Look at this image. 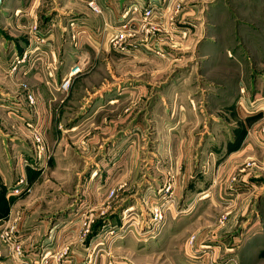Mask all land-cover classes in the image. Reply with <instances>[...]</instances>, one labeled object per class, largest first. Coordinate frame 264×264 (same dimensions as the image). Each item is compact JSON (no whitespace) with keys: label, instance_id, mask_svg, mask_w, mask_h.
Returning <instances> with one entry per match:
<instances>
[{"label":"rangeland","instance_id":"1","mask_svg":"<svg viewBox=\"0 0 264 264\" xmlns=\"http://www.w3.org/2000/svg\"><path fill=\"white\" fill-rule=\"evenodd\" d=\"M88 1L55 5V11L62 10L58 20L78 18L101 37L71 55L70 61L83 58L84 64L73 84L77 97L64 104L66 124H82L76 143L67 149L75 171L83 170L80 188L94 171L91 187L97 195L92 199L103 208L86 217L89 209L83 207L77 216L91 223L86 235L98 214L116 220L104 235H117L118 226L141 237L112 243L115 251L103 264H185L186 255L198 264H264V168L249 170L256 164L245 157L229 161L224 147L232 133L233 108L248 114L264 104V0H95L109 3L119 15L133 8V20L127 18L125 27L118 15L104 33L102 13L92 12ZM188 106L204 124V143L212 142L209 127H215L223 130L218 133L223 147L212 146V153L206 152L211 161L183 179L185 165L174 169L171 151L157 145L166 130L182 122L190 126L191 117L184 114ZM262 128L259 140L264 139ZM48 155L47 168L57 166L53 150ZM69 163L61 162L63 170ZM191 165L195 170L193 160ZM27 180L30 184L29 173ZM249 188L251 195H245ZM75 199L81 202L80 192ZM157 204L165 213L154 222L151 210ZM6 206L0 200V218ZM92 262L98 264L94 257Z\"/></svg>","mask_w":264,"mask_h":264},{"label":"crops","instance_id":"2","mask_svg":"<svg viewBox=\"0 0 264 264\" xmlns=\"http://www.w3.org/2000/svg\"><path fill=\"white\" fill-rule=\"evenodd\" d=\"M57 1L59 0H2L0 5V200L7 203L5 214L0 218V228L12 226L17 229L23 251L20 257L22 262H18L15 255L0 243V264H93V257L98 260V264H103L107 259H111V253L115 251L112 243L122 242L126 238L131 242L132 236L136 241H141L136 230L129 228L124 232L122 227L118 226L115 228L117 235H104L108 223L113 224L116 220L108 221L97 216L98 214L91 234L86 235L83 241L78 237L83 226L91 223L77 216V213L84 207L85 210L89 209L86 214L84 212L86 217L94 216L98 213L100 204H95L92 199L94 193L97 195V189L93 192L91 187L94 171L89 173V177L85 176L86 183L80 188L79 175L83 170L75 171L67 150L71 144L76 143L77 129L82 124H66L64 104L77 97L73 84L77 83L76 79L81 75L74 77L72 85L65 91L58 89V86L71 65L84 64L81 57L78 62L70 61L71 55L76 57L78 52H82L81 47L84 44L92 46L98 43L101 37H98L100 34L89 24L78 18L71 19L68 16L65 22L61 17L58 20L56 16L60 15L62 10L56 7L55 11ZM67 2L70 3L71 0ZM97 3L103 8L101 32L104 33L112 29L111 23L119 14L109 3ZM50 13L53 15L47 18ZM33 22L37 23L45 38L43 44L35 45L31 40L30 26ZM71 22L73 26L70 25ZM98 29L96 31H99ZM109 33L108 31L106 34ZM7 35L12 37L8 38ZM26 51V58L16 64L14 73L11 72L16 57L21 58ZM23 83L28 85V90L35 97L33 110L28 106L25 96L27 90L21 86ZM243 91V88L240 89L241 93ZM242 96V99L247 98L246 94ZM247 101L244 100L248 105ZM244 107L246 108V105ZM238 111L233 108L232 133L228 135L227 146H224L229 151V161L233 158L237 162V159L245 157L244 161L249 160L250 164H256L248 167L249 170L253 167L263 170L264 139L261 136L259 140L258 130L264 127V104L255 112H247L248 114ZM184 114L191 117V121L188 120V123L192 122L190 126L182 122L181 129L176 126L169 133L166 130L163 139L159 138L157 146L163 145L171 151L174 156L171 165L174 169L176 165H185L180 178L189 179L200 173L201 163L207 160V151L208 154L212 153V146L223 147L218 136L223 130L218 129L216 132L215 127H209L212 142L204 143L206 130L204 124L200 123L198 113L188 106L184 109ZM185 127L188 128L183 136ZM38 130L43 133L41 138L44 147L43 153L39 155L32 135L35 131L39 132ZM236 134H241V137ZM50 150H53V159L56 160L57 166L48 169L46 161L49 159ZM90 155L91 152L89 157ZM195 156L197 158L194 160ZM210 157L207 161H211ZM22 160H25L24 164ZM191 160L196 166L195 170L192 169ZM61 162H70L69 170H63ZM34 166H38V172L32 171ZM23 172L27 176L29 173L31 192L20 196L8 195L5 190L14 184L17 176ZM252 191L251 188L247 189L245 195H251ZM79 192L82 199L76 203L75 197ZM208 192L214 193V189H209ZM253 193H257L256 190ZM204 194L207 195V192ZM215 252L216 249H212L210 255L215 256ZM58 255L63 256L61 263L56 261ZM208 255L207 253L206 257ZM44 257L47 258L45 263L42 262ZM186 257L185 264L200 262L194 259L195 262L192 261L188 255ZM134 263L136 264V261Z\"/></svg>","mask_w":264,"mask_h":264},{"label":"built area","instance_id":"3","mask_svg":"<svg viewBox=\"0 0 264 264\" xmlns=\"http://www.w3.org/2000/svg\"><path fill=\"white\" fill-rule=\"evenodd\" d=\"M88 7L90 10L96 14H101L103 11V8L95 1V0H90L88 1ZM128 8V7H127ZM119 15V19L121 20L122 27H125V23L127 21V18H131V15L134 12H130L131 9H127ZM120 23V24H121ZM71 26H73V23H70ZM30 31L32 33L31 40L34 42L35 45L43 44L45 42V38L42 33H40L38 25L36 22H33L30 26ZM75 36H73L74 38ZM28 54V51L24 52L21 58L15 59V64L12 65L11 67V72L16 71V64L21 61V59L26 58ZM83 63H75L69 67L65 75L62 77L58 89L60 90H67L68 87L70 86L73 78L79 74L82 70ZM23 87L27 90L26 92V100L28 102V106L30 107V110H33L35 108V97L32 94L30 90H28V85L23 83ZM255 105H252L251 107H254ZM249 107L246 105V108ZM30 126V125H28ZM260 131L263 132L264 135V128H262ZM33 138L34 141L36 142V149H37V154L39 155L40 153H43L44 147L42 146V138L39 132L35 131L33 132ZM22 164H24L25 160H22ZM31 192V185L28 183L27 180V175L25 172L20 173L14 184L9 186L7 188V194L11 196H19L21 194H28ZM165 213L164 208L160 205L157 204L155 205L152 210H151V220L154 222H158L161 220L163 217V214ZM83 234L86 235L87 233L90 232V227L89 225L85 224L83 226ZM18 233L17 229H15L12 226H8L6 228H3L0 230V243L3 244L10 252H12L15 255V258L18 260V262H22V259L20 258L22 255V248L21 245L19 244V238H18Z\"/></svg>","mask_w":264,"mask_h":264},{"label":"water","instance_id":"4","mask_svg":"<svg viewBox=\"0 0 264 264\" xmlns=\"http://www.w3.org/2000/svg\"><path fill=\"white\" fill-rule=\"evenodd\" d=\"M1 2H2V0H0V5H1Z\"/></svg>","mask_w":264,"mask_h":264}]
</instances>
